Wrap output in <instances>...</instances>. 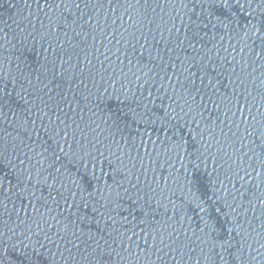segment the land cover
<instances>
[{
	"label": "water",
	"instance_id": "1",
	"mask_svg": "<svg viewBox=\"0 0 264 264\" xmlns=\"http://www.w3.org/2000/svg\"><path fill=\"white\" fill-rule=\"evenodd\" d=\"M0 264H264V0H40Z\"/></svg>",
	"mask_w": 264,
	"mask_h": 264
}]
</instances>
